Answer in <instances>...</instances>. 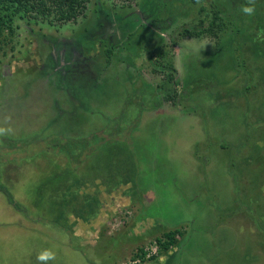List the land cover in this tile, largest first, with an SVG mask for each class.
<instances>
[{"label":"rangeland","instance_id":"obj_1","mask_svg":"<svg viewBox=\"0 0 264 264\" xmlns=\"http://www.w3.org/2000/svg\"><path fill=\"white\" fill-rule=\"evenodd\" d=\"M161 1L152 10L155 0H86L74 22H15L0 51V126L13 129L6 137L89 138L78 166L52 148L40 151L43 141L3 149L0 184L28 214L0 192V264H37L44 248L56 252L52 264H264V148L257 146L264 127L254 124L255 110L264 113V83L250 100L216 109L200 93L164 101L158 53L167 54L181 88L185 77L209 71L215 43L179 37L200 20L207 24L203 4ZM129 28L140 40L133 46L125 42ZM102 45L113 49L107 63ZM226 77L228 87L240 88L235 72ZM123 112L128 124L119 120ZM105 159L119 169L130 160L125 185L108 183ZM65 172L78 187L72 199L58 198L60 211L72 206L60 221L37 195L45 197L53 174ZM175 228L187 234L160 256L155 239ZM139 249L145 255L134 257ZM120 250L129 257L118 262Z\"/></svg>","mask_w":264,"mask_h":264},{"label":"trees","instance_id":"obj_2","mask_svg":"<svg viewBox=\"0 0 264 264\" xmlns=\"http://www.w3.org/2000/svg\"><path fill=\"white\" fill-rule=\"evenodd\" d=\"M167 1V0H166ZM175 3H179L183 0H174ZM212 0H210L211 2ZM214 4L211 5L210 10L203 7L205 0H201L203 9L201 7L200 15L204 11L205 17L209 16L208 22L205 25L206 20H200L199 26L196 28H184L179 33L181 38H207L214 41V50L210 58H208L205 67L208 66L207 70L203 73H199L194 78L193 75L187 76L182 83V87L178 88L179 84L175 80L174 73L175 68L170 62H167L164 51L158 53V58L163 59L161 65H158L161 72L165 75V82L162 83V91H164L163 99L169 103L174 104L175 99L178 97L185 99V101H191V98L198 93L207 101L212 103L216 108L223 107L231 99L246 98L251 99L257 95L259 86L264 83V0H257L256 2V13L254 16H245L241 13V5L246 3V0H213ZM195 5V0L189 1ZM86 0H0V51L4 45L7 44L14 34L15 22L17 20H25L27 23L36 20H42L47 22L49 25L66 24L76 21L80 16L84 15ZM152 3V10L159 9L163 3L161 0H155ZM192 6V5H191ZM161 30L163 28H160ZM134 28H129L125 31V42L130 43L133 46L138 40L133 32ZM124 32V31H123ZM151 32V31H150ZM151 36H155L156 33L151 32ZM157 36V35H156ZM129 45V44H128ZM102 56L108 62L113 53L111 48L101 46ZM212 60L215 62L222 61V68L212 67ZM205 69V68H204ZM156 72V68L154 69ZM228 71L235 72L236 76L241 77V86L239 89L228 87L230 79L226 77ZM193 77V78H192ZM228 105V104H227ZM264 109V102H263ZM126 113H122L119 120L129 121L126 119ZM248 121V120H246ZM254 124L262 125L264 127V113L255 110ZM264 133V130H263ZM92 137V135L90 136ZM89 138V137H87ZM87 138H61L57 135L42 138L41 140H34L33 138L27 141L21 139H13L9 137H1L0 139V162L7 160L6 152L3 149L14 150V152L27 147L31 143H38L43 141L45 145L40 148V151H51V148L59 153L67 156L69 162L74 166H78L82 161V155L84 153V146H86ZM47 146V147H46ZM38 148V147H37ZM129 159V158H128ZM124 162V166L119 169L115 168L111 164V160H102L104 168L107 169L108 183H112L115 187L117 184L111 179H121L118 183L126 184L128 182L127 175L133 172V168L130 160ZM93 166V165H92ZM91 166V167H92ZM101 163L96 164L94 167L95 174H101L99 170ZM113 167V168H112ZM55 178L54 189H47L44 192L45 197H41L42 191L38 190V201L41 205L42 202H46V208L50 210L51 207L58 209L56 215L50 214L48 217L65 219V213L72 212V206L69 209L66 206L63 211H60V207L57 206L58 198L67 200L75 196L77 192L78 184L76 183L77 178L73 173H60L53 174ZM52 175V176H53ZM60 179V181H57ZM126 179V180H125ZM49 180L47 183H52ZM120 185V184H118ZM8 187L0 184V192L6 195L8 204L14 207L17 211L22 212L24 215L28 210L22 205L15 202L12 199L11 192L7 190ZM55 190V191H53ZM43 196V195H42ZM97 200H93L95 203ZM61 205H64L60 202ZM76 208V207H74ZM73 208V209H74ZM78 212L77 208L73 210ZM93 209H87V212H92ZM62 212V213H61ZM89 215V214H87ZM46 219V218H45ZM52 221V220H50ZM59 221V222H60ZM54 222H51L53 224ZM187 232L182 228H175L167 230L162 233L160 237L155 239V245L158 247L159 255L166 254L171 248L178 245V240L183 238ZM142 257L145 255L142 249H139L134 257ZM154 260V259H152Z\"/></svg>","mask_w":264,"mask_h":264},{"label":"clouds","instance_id":"obj_3","mask_svg":"<svg viewBox=\"0 0 264 264\" xmlns=\"http://www.w3.org/2000/svg\"><path fill=\"white\" fill-rule=\"evenodd\" d=\"M256 2L257 0H246V3L241 5L240 11L245 16H254L256 13ZM196 4H201V0H195ZM210 43H205L201 50ZM11 118H6L5 123ZM13 132L10 126H0V137H6ZM257 146L264 148V141H257ZM37 264H52L56 260V252L51 248H44L40 250L36 256Z\"/></svg>","mask_w":264,"mask_h":264},{"label":"crops","instance_id":"obj_4","mask_svg":"<svg viewBox=\"0 0 264 264\" xmlns=\"http://www.w3.org/2000/svg\"><path fill=\"white\" fill-rule=\"evenodd\" d=\"M113 238H114V237H112L111 239H113ZM110 241H111V240H110ZM110 245H111V247H112L113 250H118V249L115 248L111 243H110ZM120 251H121V250H120ZM125 252H126V250L124 251V254H123V251H121L120 257L117 258V261H118V262H120L124 256H125V257H127V256L129 257V253L126 254ZM107 256H108V255H107ZM108 257H109V256H108ZM108 257H107V258H108ZM128 257H127V258H128ZM123 259H124V258H123ZM124 260H125V259H124Z\"/></svg>","mask_w":264,"mask_h":264},{"label":"built area","instance_id":"obj_5","mask_svg":"<svg viewBox=\"0 0 264 264\" xmlns=\"http://www.w3.org/2000/svg\"><path fill=\"white\" fill-rule=\"evenodd\" d=\"M155 245V244H154ZM156 246V245H155Z\"/></svg>","mask_w":264,"mask_h":264}]
</instances>
